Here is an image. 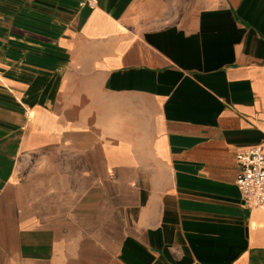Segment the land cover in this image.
<instances>
[{"label": "crops", "instance_id": "obj_1", "mask_svg": "<svg viewBox=\"0 0 264 264\" xmlns=\"http://www.w3.org/2000/svg\"><path fill=\"white\" fill-rule=\"evenodd\" d=\"M88 2L0 0V264H264V0Z\"/></svg>", "mask_w": 264, "mask_h": 264}, {"label": "built area", "instance_id": "obj_2", "mask_svg": "<svg viewBox=\"0 0 264 264\" xmlns=\"http://www.w3.org/2000/svg\"><path fill=\"white\" fill-rule=\"evenodd\" d=\"M94 0H89L92 5ZM84 2L81 3L83 5ZM238 173L235 184L249 208H264V148L249 147L235 153Z\"/></svg>", "mask_w": 264, "mask_h": 264}]
</instances>
